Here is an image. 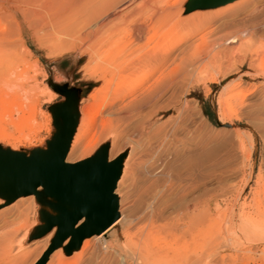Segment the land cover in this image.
<instances>
[{
	"label": "rangeland",
	"instance_id": "rangeland-1",
	"mask_svg": "<svg viewBox=\"0 0 264 264\" xmlns=\"http://www.w3.org/2000/svg\"><path fill=\"white\" fill-rule=\"evenodd\" d=\"M188 2L183 0L181 16L220 14L200 29L198 22L188 23L192 29L169 23L172 33L167 23L149 45L172 33L174 39L183 37L181 49H209V60L216 57L211 47L220 48V34L235 39L226 41L225 55L217 52L226 61L210 59L206 71L175 91L176 98L163 100L165 109L151 114L145 135L135 128L136 121L117 120L121 101L96 105L118 79L105 89L103 62L91 58L76 34L71 33L72 39L70 32L45 37L26 30L20 41L7 31L14 34L12 39L8 33V40L15 48L0 57V158L19 153L30 159L44 152L39 149L58 128L53 110L63 108L75 118L73 140L81 125L87 128L68 148V162L103 150L107 161L120 159L123 167L114 191L127 223L101 236L89 235L82 249L83 238L70 245L69 235L43 264H264V0L194 11ZM1 15L6 19L0 18V32L11 27L9 16ZM225 23L229 28H222ZM55 41L66 45L54 48ZM6 76L15 87L3 85ZM5 183L0 179V186ZM58 200L42 186L9 201L0 193V264H36L58 230V223L49 224L51 217H41V206H56Z\"/></svg>",
	"mask_w": 264,
	"mask_h": 264
},
{
	"label": "bare ground",
	"instance_id": "bare-ground-1",
	"mask_svg": "<svg viewBox=\"0 0 264 264\" xmlns=\"http://www.w3.org/2000/svg\"><path fill=\"white\" fill-rule=\"evenodd\" d=\"M233 1L235 0H223L212 5H225ZM182 2L183 0H0V13H5L6 17L9 16V19L11 20V27L0 32V52H2L0 53V57H3L1 55H4V57L9 56L10 48L12 49L11 52L14 51L13 48L15 47H11L13 43L9 37L12 38L13 36L11 35L16 34L20 40L22 33L26 30L34 31L45 37L48 34H61L60 32H70L68 34L70 38L74 37L71 33H73V35L76 34L75 36L80 38L86 45V48L92 56L91 58L95 59L97 57L103 62V64L100 62V64L104 66H101L102 73L100 78L103 80L104 84H106L105 89L108 85L111 87L115 84L112 86L113 88L111 90H107L108 93H105L102 100L98 101L100 103L98 104L97 102L96 105L101 108L113 105L117 101H121L116 110L117 120L126 124L132 122L135 123L136 121L135 128H138L140 135H145L150 132V130L149 132L145 131V128L148 126L151 114L164 108L165 104H162L163 100L166 98H168V100L172 98L173 100L175 97V91L180 88L183 89V86H186L188 82L191 83L192 79H194L198 73H202L201 71H206L207 69L204 70L205 64H210V59L213 58L210 56L209 61V57H206L209 49L206 53L202 52L201 49H198L196 46L181 49L179 42L183 37L178 36L174 39L172 35L173 31L169 27V23L175 28L176 24L177 27L181 24L188 27L191 22H198L200 29L204 26L207 27L206 24L209 25V22L220 13L202 12L181 16ZM191 2L196 1L189 0L187 5L188 10L194 11V9L201 7H191L193 4ZM0 18H2V15ZM4 18H2V20ZM167 23L168 29L170 28L172 31L171 37H169L170 39L160 36L161 38L157 40L154 39L155 42H151L153 44L149 45L150 41L157 34L159 35V33H161L160 28ZM186 23L190 24L187 25ZM178 24L180 25L178 26ZM231 24L233 23H230V25ZM222 26L223 29L229 28L228 23H225V25ZM234 26L237 28V25ZM181 28L179 30H182ZM188 28H191V26ZM9 29H11V31ZM7 31L10 33L14 31V34H10ZM176 32L178 33V29L175 30V33ZM180 32L181 31H179V33ZM8 33L10 35L9 37ZM64 34L63 38L65 37ZM189 34L190 33H188V35ZM180 35L182 34L180 33ZM61 36L62 35H60V37ZM157 36L156 38H158ZM228 36V32H223L218 37L217 43L219 42L220 50H215L211 47L212 52L215 51L213 56L215 57L216 54L215 58H217V60L222 58V61H226L223 60L226 58L222 57L228 50L225 46L226 41L228 39H230V41L235 39L233 37L229 38ZM56 37L60 39V37ZM50 38H52V36ZM67 38L68 37L64 39ZM184 38L187 39V37ZM8 39L11 41L9 42ZM71 39L70 42H73L74 40ZM183 40L184 39H182L181 42H183ZM55 42L57 43V41ZM55 42L53 43L55 44L53 45L54 48H64L66 45V42H59L57 44ZM217 52L222 54V56L220 54L221 58H219V55L217 56ZM205 58H207L208 62L205 61ZM2 69L4 68L2 67ZM115 76L118 79V82L116 81V83L113 84L112 79ZM6 78L3 79V85H6V88L8 86L12 88L13 84V87H15L14 85L16 83H12L9 79L10 77ZM186 88L184 87V89ZM101 92L103 91L101 90ZM5 101L8 102L7 99ZM96 111L88 117V126L93 122L95 114H97ZM84 126H80V130L74 140L72 136L69 150H71V148L73 149L87 132V128ZM54 132L52 140L48 142L46 141L44 147H41L39 150H49L50 145L56 141L59 129L55 127ZM65 160L68 161L67 157ZM122 170L123 167L122 164H120L118 180L116 182L119 181ZM114 194L117 203H119V196L115 191ZM63 209L75 210V207L67 202L58 200L56 206L52 203L46 205L43 204L41 206L40 214L41 217L48 220L50 217L53 218L54 216H58ZM83 220L84 217L77 223V225ZM194 220L196 222V218H191V222L193 221L194 223ZM118 223L121 226H124L127 223V218L123 213L118 212V217L115 221H113V223H111L99 235L101 236L110 231V229ZM99 235L97 234V236ZM88 237L89 235L82 237L81 249L88 244Z\"/></svg>",
	"mask_w": 264,
	"mask_h": 264
},
{
	"label": "water",
	"instance_id": "water-1",
	"mask_svg": "<svg viewBox=\"0 0 264 264\" xmlns=\"http://www.w3.org/2000/svg\"><path fill=\"white\" fill-rule=\"evenodd\" d=\"M191 7L210 6L223 0H195ZM59 134L48 151L34 158L19 153H2L0 177L6 183L0 193L11 200L17 195L34 191L38 186L75 207L63 209L49 224L58 223L56 236L42 253L36 264H43L50 252L67 236L74 244L86 235L99 234L118 217L117 199L114 194L120 159L107 161L105 152L93 157L68 162L65 160L74 129L75 118L67 116L63 108L53 110ZM84 217V220L77 223Z\"/></svg>",
	"mask_w": 264,
	"mask_h": 264
}]
</instances>
